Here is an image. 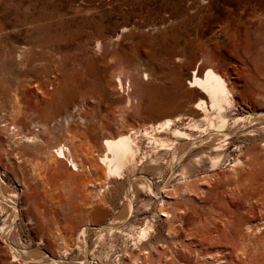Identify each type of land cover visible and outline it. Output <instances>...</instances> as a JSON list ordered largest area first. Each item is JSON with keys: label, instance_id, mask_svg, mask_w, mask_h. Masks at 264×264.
Listing matches in <instances>:
<instances>
[{"label": "rangeland", "instance_id": "1", "mask_svg": "<svg viewBox=\"0 0 264 264\" xmlns=\"http://www.w3.org/2000/svg\"><path fill=\"white\" fill-rule=\"evenodd\" d=\"M209 66L236 79L230 118L264 111V0H0V174L6 195H18L14 201L19 213L10 246L39 250L44 264H51V258L80 263L84 254L76 245L64 248L55 230L59 227L73 240L90 226L89 264H112L126 250L143 254L126 264H212L214 259V264H264V174L219 184L211 178L201 196L186 193L181 204L165 206L169 212L175 208L177 215L170 224L160 203L164 197L169 200L166 196L183 179L179 168L189 158L176 163L167 153L152 163L155 149L144 139L135 174H144L168 195L130 187L138 177L128 172L110 179V187L99 192L106 182L100 163L105 137L139 129L172 112L183 114L178 126L191 140L199 139L201 132L192 131L186 119L198 101L188 83L194 72ZM119 77L130 78L132 87L123 92ZM36 122L56 125L42 152L14 151V139L2 126L18 125L27 133ZM240 139L223 147L224 161L215 171L227 170ZM59 143H70L81 170L47 159L46 151L54 152ZM206 152H200L203 159L194 179L213 171ZM245 181L241 189L246 196L231 197ZM134 190L133 210L126 218L135 225L131 237L122 222ZM221 212L258 232L241 236L235 246L219 244L214 237L223 225ZM7 220L0 210V228ZM146 221L154 223V230L142 240L143 250L134 245ZM209 233L216 235L214 242L205 239ZM6 245L0 235V264H23L8 259ZM106 252L110 259L101 256Z\"/></svg>", "mask_w": 264, "mask_h": 264}, {"label": "bare ground", "instance_id": "2", "mask_svg": "<svg viewBox=\"0 0 264 264\" xmlns=\"http://www.w3.org/2000/svg\"><path fill=\"white\" fill-rule=\"evenodd\" d=\"M131 81L132 80L130 78L124 79L122 77H119L117 84L120 86L122 91L125 92L126 89L128 90L132 87ZM188 87L190 89H194L193 91L198 101L194 103V106L191 109L190 112L191 117L189 116L186 118L188 120L187 124L188 126H191V128L193 129L192 131L201 132V134L199 133L201 135L199 136V139L195 140V138L193 137L192 140L194 139L195 141H192L191 140L192 135L190 133H187L184 127H183L184 130H182V127L180 128V125H182L181 123H183L184 120L183 114L181 113L173 114L172 112H170V113H166L165 115L163 114L164 116L162 119L160 118L161 120L157 122L152 121V123H150L149 125L143 126L139 129H132L130 132L126 129L127 130L126 132L122 131L116 137H112V138L105 137L102 141L103 154L101 155V157L99 156L100 163L104 166L105 169L104 180L106 181L102 186L98 187L99 192H103L105 188L110 187L109 186L110 179L121 178V176L124 175V173L128 172L130 173V176L131 174L133 175V178L138 177L134 181L132 180L133 178L131 177L130 181L133 182H131L130 187L134 188L135 185L138 191L143 189L146 192H148L150 195H156V196L158 195V197L164 194L162 192L165 189H163V191L161 192V189H156L144 174L142 173L140 175L135 174V169H136L135 161L137 160L136 157L138 153H141L143 140L146 139L148 144H150L151 147L155 149L154 156L151 155L152 163L155 162L156 159L159 158L158 156L161 154H165V155L167 153L171 154L172 160L175 161L176 163L188 157L189 162L182 164L181 169L179 168L183 176L182 177L183 179L181 180V182L178 183L177 188H174L172 195H168V193L165 192L164 196L168 195L169 197L166 196V198H168L169 200H165L164 197L161 200V203L159 202L161 207L160 209L161 215L167 221H169L170 224H172L171 221L175 220V219L172 220V218L174 217L176 218L177 215L173 214L175 208L172 209L173 211L171 210L172 212L171 213L169 212L168 208H165V206L167 204H171L173 206L178 203L181 204L182 202L181 198L183 196L185 197L186 193L187 195H189V197L190 195H195V194L197 195V193H199L201 190L206 189L204 188V185L205 186L207 184L210 185L211 178L215 177V180H217V184H219L222 183L223 181L225 182L226 180L233 181L236 179L237 181L238 180L241 181V179L245 180L246 178L249 177H254L259 174H264V111L255 115H246V116L244 115L242 117H238L237 119L230 118L229 115L227 114V110L233 105L235 101L232 90H234L236 87V79L230 75L225 76L221 74L216 68L211 66L203 70L201 69L197 73L194 72V74H192V78L189 80ZM128 94L129 93H127V95ZM128 101L130 102V99ZM65 121L66 123H68L67 117H65ZM178 124L180 125L178 126ZM54 126L56 127V125L51 123L38 122L37 124L34 125L32 131H29L27 133L25 132L23 133V131H20L18 125H14L10 127L9 124H5L4 126H2V128H6L11 136V139H14L12 143L13 144L12 149L14 151L19 150L20 152L22 151L26 153L28 151L41 153L43 150L41 148V145L45 141L44 140L45 137L52 133ZM252 127H254V129L248 131V129ZM18 136L19 138H17ZM237 138L239 139L241 138V139L239 140L240 142L238 141L236 143V148H235L237 152L236 158L232 162L230 161L231 164L229 165V167H227V170L225 169L226 171H221V170L215 171L214 169L224 161L223 147L226 146L227 149L229 144L232 143L235 144V140ZM217 141H218V145L216 143ZM202 150L203 151L207 150L206 156L208 157L210 166L212 167L213 171L211 174H207L208 176L207 177L205 176L206 178L197 179L196 177V179H194L193 172L197 169V167H200L203 159V156L200 155V152H203ZM46 152L48 153L47 159L51 160L53 163L57 164L60 162L67 165L66 163L69 162L72 170L73 168L74 171L75 169L76 171L81 170V163L77 158V156L75 155L70 143L69 144L59 143L55 145L54 152L51 150H48ZM175 165L173 167L179 166V165L178 166ZM248 182L249 181L247 180V183ZM247 183L246 181L245 183L242 182V184L239 183L238 186H236V188L233 189L232 193L231 191L229 192L232 195L231 197L233 196H240L241 198L245 197L246 192L245 190L241 189L242 188L241 186H245L247 185ZM4 188H5V183L2 180L0 174V208H1L0 210H3L8 214V220L6 221L5 226L0 228V235L7 244L6 246H8L9 248L7 252L8 259H12L11 260L12 263L14 262L17 263L22 261L23 264H44L45 254L40 252L39 250L28 251L25 248L19 249L16 247H12L13 245L10 243L9 239H11L10 236L12 232L11 231L12 226L15 224V221L18 220V216H19L18 209L16 207L17 205L14 201V199L18 198V195L14 193L11 195L12 198H10L9 196L6 195L7 192L4 190ZM207 189L210 188L208 187ZM133 192H134L132 196L133 198L129 199V206L127 207L128 212H126V214L123 216V218H125V221L122 222L125 227L127 226V229L125 228L124 229L128 231V233H130L129 236L131 237L134 236L133 232L135 230V225L133 223H127L128 220H126V218L128 217L131 210H133L132 208H133L134 196L136 193L135 190ZM200 193L203 194L202 191ZM200 193L198 194V196L200 195ZM170 199H172V201H170ZM218 215L220 218H222L224 214H222L221 212V214ZM33 220L34 219L32 217L28 219L29 222H32ZM222 220H223L222 223L223 225L220 226L218 230H215L217 231L218 235L216 236L212 233V235L216 236L217 238L211 236V234L209 233L208 238H205L206 240H208V242L209 241L211 242L210 239H212L213 242L214 239H216L215 240L216 242L217 240H219L218 241L220 242L219 244H221L222 242L224 243L229 242L228 244L232 243L235 246L236 241L238 243V240L241 238V236L243 237V235L245 236L247 233L249 234V232H253L255 230V228L252 227L251 225L250 226L246 225V227H244L245 225L234 217L230 218L229 216L228 218L227 216H225L222 218ZM58 228L56 227L55 235L59 240H62L64 248L66 247L72 248L76 245L75 247H78V249L82 252V254H84V256H83V260L80 263L72 262V261L61 262L54 258H51L50 263L51 264H89L90 261L88 260V256H86V253L89 250L90 226L82 227L81 230L78 232L76 238L73 240L64 237L61 234V231L59 230L60 228L59 229ZM118 228L121 227L118 226ZM151 229L154 230V223H151L150 221H146L145 226L140 227L137 231L136 244L134 246L140 247L139 249H141L142 247L146 249L147 247L143 245L142 240L146 238V236L151 231ZM110 230L111 229H109V231ZM125 230L122 232H126ZM104 236L100 232L99 238L101 240L102 239L104 240L103 238ZM205 237H207V235ZM212 237H214V239ZM205 239L204 241H206ZM152 246L151 249L153 248ZM68 249L65 250V254H64L65 256H67L68 254L67 253ZM216 253L214 255L216 257L219 256V254L216 255ZM142 255L143 254L136 255L135 253L133 252L130 253L129 250H126L124 254L118 255L114 259V261H112V264H126V260L127 259L131 260L132 258L135 259V261L137 262L138 260L142 259L141 258ZM101 256H103L104 259L105 258L110 259L111 254L109 255V252H106ZM206 257L209 258V256ZM212 257L210 259H213ZM214 260H211L212 264L215 263L213 262Z\"/></svg>", "mask_w": 264, "mask_h": 264}]
</instances>
